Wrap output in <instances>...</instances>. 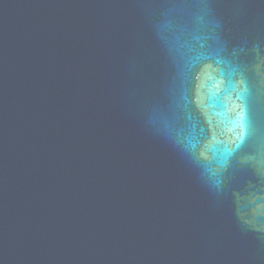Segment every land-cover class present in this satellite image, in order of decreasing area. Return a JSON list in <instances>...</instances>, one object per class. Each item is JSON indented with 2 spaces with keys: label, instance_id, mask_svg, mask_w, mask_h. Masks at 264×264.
Returning <instances> with one entry per match:
<instances>
[{
  "label": "water",
  "instance_id": "95a60500",
  "mask_svg": "<svg viewBox=\"0 0 264 264\" xmlns=\"http://www.w3.org/2000/svg\"><path fill=\"white\" fill-rule=\"evenodd\" d=\"M0 264H264V0H0Z\"/></svg>",
  "mask_w": 264,
  "mask_h": 264
}]
</instances>
